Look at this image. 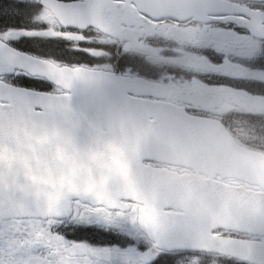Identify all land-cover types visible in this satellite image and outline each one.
Returning <instances> with one entry per match:
<instances>
[{"label":"snow or ice","instance_id":"1","mask_svg":"<svg viewBox=\"0 0 264 264\" xmlns=\"http://www.w3.org/2000/svg\"><path fill=\"white\" fill-rule=\"evenodd\" d=\"M96 44L110 47L92 57ZM35 50L78 61L107 52L113 63H88L74 80L50 72L41 62L49 55ZM165 58L171 63L161 65ZM78 86L74 104L68 94ZM115 113L133 119L135 131ZM227 117L264 134V0H175L168 14H157L154 0H6L0 137L59 126L86 145L115 132L130 191L113 186L108 208L94 194L67 192L55 216L9 209L0 197V264H54L56 255L41 257L61 245L89 264H264V216L225 221L183 194L193 173L209 178L202 191H218L216 178L233 170L217 158ZM141 205L149 221L135 210Z\"/></svg>","mask_w":264,"mask_h":264},{"label":"water","instance_id":"2","mask_svg":"<svg viewBox=\"0 0 264 264\" xmlns=\"http://www.w3.org/2000/svg\"><path fill=\"white\" fill-rule=\"evenodd\" d=\"M154 3L157 14H168L169 6L175 0H154ZM41 62L50 72L74 80L86 70L58 67L47 60ZM74 91V95H68L76 104L80 99L79 86ZM113 119L135 131L133 119H125L118 113L113 114ZM217 158L234 165L226 177L215 180L219 190L202 191L209 178H202V173H193L192 183L184 189V196L196 202L198 212L225 221L241 212L249 217L264 216V154L238 146L225 128L218 125ZM225 179L255 185L262 191L229 186L222 182ZM121 182L123 190L130 191L124 139L115 132H98L96 139L86 145L65 135L59 126L48 132L20 129L0 137V197L9 209L33 207L43 210L44 215L55 216L65 194L80 191L94 194L97 205L108 208L113 200L112 188H119ZM137 213L145 221L151 219L142 205L138 206ZM77 252L76 247L70 250L72 255Z\"/></svg>","mask_w":264,"mask_h":264},{"label":"rangeland","instance_id":"3","mask_svg":"<svg viewBox=\"0 0 264 264\" xmlns=\"http://www.w3.org/2000/svg\"><path fill=\"white\" fill-rule=\"evenodd\" d=\"M4 3H6V0H4L2 4ZM235 107L237 108L238 111L244 110V107L242 105H236ZM231 121L233 122L235 126V130L239 134L243 142L249 145L253 143L255 146H257V148H264V134H259L258 131H254L252 126L242 118H237V119L232 118ZM82 263L89 264L87 259H84Z\"/></svg>","mask_w":264,"mask_h":264},{"label":"flooded vegetation","instance_id":"4","mask_svg":"<svg viewBox=\"0 0 264 264\" xmlns=\"http://www.w3.org/2000/svg\"><path fill=\"white\" fill-rule=\"evenodd\" d=\"M172 27H175V26H172ZM193 30H195V29H193ZM160 61H161L162 65L171 63V61H169L166 58L161 59ZM176 66L177 67H183V65H176ZM158 79L161 80L159 77H158ZM154 101H157V100H154ZM225 124L227 125L226 119H225ZM229 183L237 185V183H235V182H229ZM245 188H250V187L245 186ZM253 189L256 190V188H253ZM77 222H79V221L77 220ZM70 238H71V234H70ZM68 250H69V248H65L61 245L57 249H54L52 253H45V255L43 257H41V259L47 260L49 255H56L57 259L54 262V264H63V263L64 264H82L81 260H79L77 258V256H74V257L70 256L68 253ZM48 264H53V262L48 261Z\"/></svg>","mask_w":264,"mask_h":264},{"label":"trees","instance_id":"5","mask_svg":"<svg viewBox=\"0 0 264 264\" xmlns=\"http://www.w3.org/2000/svg\"><path fill=\"white\" fill-rule=\"evenodd\" d=\"M4 22L10 23L11 21L8 18H4ZM18 24H22L24 26H31L30 22L27 20H23V21H17ZM14 46H20V45H15ZM104 48H109V45H105L103 46ZM90 49H94V47L90 46ZM23 50V49H22ZM36 55H49V60L61 63V64H67V65H86L88 63H96V64H101V63H105L102 60H94L91 57L86 58L84 61H78V60H74L71 57H56L55 59L51 58V54L49 53H42L40 50H35ZM93 57V56H92ZM113 61H110V63H112ZM15 82V81H14Z\"/></svg>","mask_w":264,"mask_h":264}]
</instances>
